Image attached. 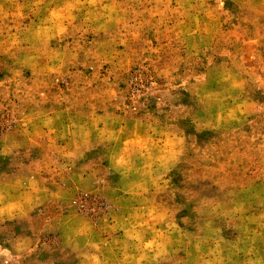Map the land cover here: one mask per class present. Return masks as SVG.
Listing matches in <instances>:
<instances>
[{
	"label": "rangeland",
	"instance_id": "obj_1",
	"mask_svg": "<svg viewBox=\"0 0 264 264\" xmlns=\"http://www.w3.org/2000/svg\"><path fill=\"white\" fill-rule=\"evenodd\" d=\"M197 3L151 0L129 29L133 22L123 0H0V58L11 64V89L0 78V92L19 88L22 96L34 98L23 110L27 121L17 112L4 131L10 128L17 141L26 140L38 152L25 172L27 207H0V213L24 217L29 209H44L42 235L52 242L41 241L43 250L33 253L37 264H264L262 197L245 203L256 181L249 179L234 199L203 201L198 209L207 216L203 223L188 224L179 212H169L161 227L154 212L145 215L138 199L143 186L133 179L140 129L147 122L98 110L101 97L90 90L98 88V77L127 89L134 72L141 73L139 80L133 77L136 83L149 72L175 75L192 53L203 55L204 47L214 55L212 76L188 73L190 92L210 80L216 90L228 78L238 84L237 75L264 79V16L247 9L232 15L227 5L229 15H219L214 0H208L207 14H197ZM257 107L249 102L225 113L226 131L235 127L241 134L234 145L231 136L224 137L228 155H239L241 137L254 127L264 129ZM6 111L4 119H10V106ZM130 122L131 132L121 141ZM116 144L129 159L114 164ZM92 152L100 155L92 158ZM228 164L235 160L221 156L217 167L227 171ZM0 259L10 264L2 253Z\"/></svg>",
	"mask_w": 264,
	"mask_h": 264
},
{
	"label": "clouds",
	"instance_id": "obj_2",
	"mask_svg": "<svg viewBox=\"0 0 264 264\" xmlns=\"http://www.w3.org/2000/svg\"><path fill=\"white\" fill-rule=\"evenodd\" d=\"M85 2L95 4L99 0ZM123 2L125 11L130 13L129 20L133 22L127 27L134 29L137 26L136 18L142 16L143 11H148L145 5L151 0ZM167 3L171 4L172 0H167ZM214 3L219 15H229L225 10L227 5L232 15L239 16L247 9L249 13L264 16V0H214ZM210 7L208 0H198L197 14L200 11L207 14ZM196 30L200 29L197 27ZM187 35H193L191 28ZM200 51L203 55L192 53L195 59L187 57L182 64L184 71L175 75L166 71L149 72L143 80L136 83L133 77L139 80L141 73L134 72L127 77L131 85L127 89L115 87L107 79L100 80L98 77V88L90 89L101 97L96 104L98 110L110 109L126 117L147 122L146 127L140 129L141 144L133 161V179L143 186L138 199L145 215L154 212L152 219L161 227L169 212H179L188 224L203 223L207 216L203 212L198 213L203 201L234 199L245 190L244 185L249 179L256 181V184L248 190L245 203L251 201L255 204L256 197L260 196V203L264 204V169L261 167L264 166V129L256 131L254 127L251 133L241 137V142L236 147L238 156L228 155L230 149L223 144L224 137L231 136V143L234 145L235 137L241 135L235 127L231 132L226 131L225 113L230 107L238 110L239 106L253 102L259 106L256 111L264 117V79H242L237 75L235 79L239 81L238 84L228 78L225 80V87L216 90L214 80H210L207 86H201L195 93L190 92L187 74L204 70L205 75L211 77L215 66L214 55L209 54V49L204 47ZM10 68L11 64L0 58V78H3V84L9 89ZM124 70L127 71L126 68ZM12 79L14 80V76ZM145 85L149 89L146 90ZM149 90L158 91L159 95L150 96ZM0 97V207H27L24 205V196L30 186L25 172L31 168L38 152L26 140L17 141L10 128L7 134L4 129L10 124V120L15 119L17 112L27 121L28 117L23 116V110L34 98L26 94L22 96L19 88L0 92ZM161 97L163 103L156 105V100ZM237 101H240L239 105L236 104ZM9 106L12 116L4 119L9 115L6 111ZM130 132L131 122L128 132L120 138L121 141ZM10 137L12 138L9 139ZM212 145H216L219 151L211 148ZM99 155L98 152L89 153L92 158ZM221 156L235 160V164L227 165V171L223 166L217 167ZM121 159L128 160L129 157L116 144L112 155L113 163L117 164ZM28 211L29 214L24 217L0 213V253L10 258V264H37L33 253L39 254L43 250L41 241L52 242V238L42 235L44 209L35 207L34 211ZM0 264H9V261L0 259Z\"/></svg>",
	"mask_w": 264,
	"mask_h": 264
}]
</instances>
